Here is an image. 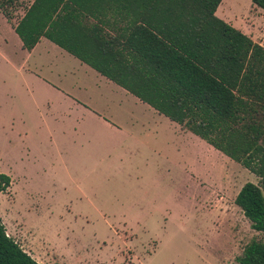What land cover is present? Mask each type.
Here are the masks:
<instances>
[{
	"label": "rangeland",
	"instance_id": "obj_1",
	"mask_svg": "<svg viewBox=\"0 0 264 264\" xmlns=\"http://www.w3.org/2000/svg\"><path fill=\"white\" fill-rule=\"evenodd\" d=\"M217 13L264 46V11L252 0H223ZM9 30L0 11V174L17 170L24 178L0 194V218L37 262L239 264L245 246L263 239L235 204L246 183H259L254 173L213 148L209 165L205 151L184 148L168 132L163 143L180 152L168 147L158 158L154 138L135 142L92 119L74 133L77 111L41 89L21 88L38 79L21 69ZM20 119L31 134L30 160L17 136ZM181 156L198 162L194 180L177 165Z\"/></svg>",
	"mask_w": 264,
	"mask_h": 264
},
{
	"label": "trees",
	"instance_id": "obj_2",
	"mask_svg": "<svg viewBox=\"0 0 264 264\" xmlns=\"http://www.w3.org/2000/svg\"><path fill=\"white\" fill-rule=\"evenodd\" d=\"M222 2L0 0V10L24 49L49 39L254 173L235 204L263 239L238 262L264 264V46L216 15ZM10 186L0 174V194ZM0 264H40L1 218Z\"/></svg>",
	"mask_w": 264,
	"mask_h": 264
},
{
	"label": "crops",
	"instance_id": "obj_3",
	"mask_svg": "<svg viewBox=\"0 0 264 264\" xmlns=\"http://www.w3.org/2000/svg\"><path fill=\"white\" fill-rule=\"evenodd\" d=\"M216 15L218 16V13H216ZM221 19L229 23L226 18ZM7 23L10 26L9 36L17 43L22 56L21 69L23 71L26 70L29 76L38 79L23 82L21 88L25 89L26 92L31 95H35L37 90L41 89L45 96L51 95L56 98H61L65 104H68L74 111H77L76 118L71 123L74 133L80 134L83 128L86 129L84 124L87 123H85V120L88 121V119H92L106 126L114 134L135 138V142H139L140 139L146 142V140L154 138L151 151L156 154L158 158V153L161 154L170 148H175L177 152H180L178 145L173 146L170 145L169 142L163 143V138L161 136L164 135L165 132H168L176 141H179L184 148L189 149L197 147L203 150V152L205 151V155L207 156H204V158L208 157L210 165V149L215 148L205 140L188 129L183 128L178 123L171 121L165 115L160 114L148 103L142 101L137 96L102 75L49 39L42 38L31 51L24 49L23 43L13 26L8 21ZM240 30L247 35L244 30ZM37 72L46 74L47 79L40 77ZM166 119H168L169 122H166ZM42 120L46 122V119ZM25 128L28 129V125L24 120H18L17 136L22 138L21 140H23V143L26 141L25 149L23 150L25 152L24 154L30 160L34 154V148L30 140L31 134L26 132ZM168 128L170 130H168ZM218 152L221 153L220 151ZM221 154L224 155L223 153ZM60 156H63V152H60ZM225 157L231 160L227 156ZM65 159L66 158H63V160ZM231 161L236 163L233 160ZM20 162H23V158L17 156V167ZM197 163L198 162L196 160L194 161L193 157L184 158L181 156V159L177 161V165L182 167L186 171V174L191 176L192 180L196 178V175L199 176L196 166ZM63 166V170L66 174V170H69V172L72 170L66 161ZM78 177L80 180L82 179V175H78ZM22 178L24 177L20 176L17 170H12L10 173L11 186L7 191L12 192L15 185L18 184ZM15 194L18 196V193L15 192Z\"/></svg>",
	"mask_w": 264,
	"mask_h": 264
}]
</instances>
